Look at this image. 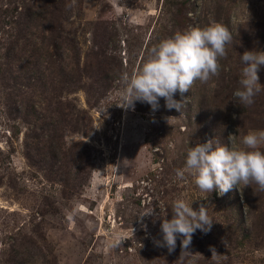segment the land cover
<instances>
[{
	"label": "rangeland",
	"instance_id": "obj_1",
	"mask_svg": "<svg viewBox=\"0 0 264 264\" xmlns=\"http://www.w3.org/2000/svg\"><path fill=\"white\" fill-rule=\"evenodd\" d=\"M48 21L54 32L30 25ZM214 22L233 42L218 76L176 93L180 111L163 98L156 111L119 107L122 73ZM246 50H264V0H0V264H264V191L202 192L176 176L196 143L264 130V90L251 106L233 96ZM258 75L264 85V66ZM178 198L213 222L183 255L182 237L172 252L155 243Z\"/></svg>",
	"mask_w": 264,
	"mask_h": 264
},
{
	"label": "clouds",
	"instance_id": "obj_2",
	"mask_svg": "<svg viewBox=\"0 0 264 264\" xmlns=\"http://www.w3.org/2000/svg\"><path fill=\"white\" fill-rule=\"evenodd\" d=\"M232 42V32L218 22L176 32L162 40L150 49L138 71L124 72L119 77V107L134 109L136 102H141L151 105L156 111L163 98L167 109L180 111L184 105L174 99L176 93L183 95L197 81L206 84L218 76L220 61L226 58L227 48ZM241 62L244 66L233 96L241 105L251 106L255 97L264 90L258 75L264 66V50H246ZM171 119L168 118V122ZM176 176L180 180L192 177L202 192L218 189L223 195L238 189L241 184H255L258 190L264 191V130H249L239 142L236 135L229 134L225 144L218 140L196 143L188 149L185 165L176 170ZM192 205L183 198L172 202V219H163L162 240L155 241L158 247H167L172 252L177 239L182 237L183 255L197 230L205 234L211 230L213 222L208 216V207L201 204L198 210H194ZM119 240L117 237V243ZM210 250L212 259H215L218 256L215 248Z\"/></svg>",
	"mask_w": 264,
	"mask_h": 264
},
{
	"label": "trees",
	"instance_id": "obj_3",
	"mask_svg": "<svg viewBox=\"0 0 264 264\" xmlns=\"http://www.w3.org/2000/svg\"><path fill=\"white\" fill-rule=\"evenodd\" d=\"M22 7V6H21ZM32 7H39L37 10L40 12L42 10H44V7H43V4L40 2L36 5V6H32ZM24 8V7H23ZM32 8H30L29 6L27 8L24 9V14L26 15L25 17H32V11H31ZM22 10V8L20 9V11ZM45 12V11H44ZM46 12H51V11H48L46 10ZM54 12V11H52ZM21 13V12H20ZM36 14V13H34ZM30 15V16H29ZM28 20V18H27ZM37 23H30L31 27L33 29H36V28H41L42 31H44L46 28L48 29V32H54L55 28H53V26L48 22L44 23L43 27H39V25H36ZM54 48H58V45L56 43H54ZM99 54V55H103L104 52H103V49L100 45V48L98 50V52H96V55ZM95 66H96V75L94 77V79L92 78V84L90 86V93L92 97H94L96 99L97 98H100L101 97V91L100 90H104L107 86L106 84V78L108 77V73L106 71L107 69V62L103 59H99V60H96L95 61ZM94 81V82H93ZM99 82V86H98V89L97 90H94L93 91V88H94V84L93 83H98ZM97 95V96H96Z\"/></svg>",
	"mask_w": 264,
	"mask_h": 264
}]
</instances>
